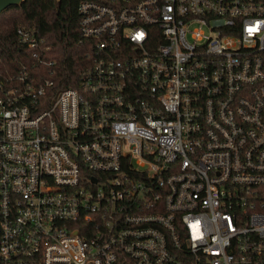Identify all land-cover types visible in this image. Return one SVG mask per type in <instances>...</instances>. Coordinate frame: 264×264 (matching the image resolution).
Here are the masks:
<instances>
[{"label": "built area", "instance_id": "obj_1", "mask_svg": "<svg viewBox=\"0 0 264 264\" xmlns=\"http://www.w3.org/2000/svg\"><path fill=\"white\" fill-rule=\"evenodd\" d=\"M88 65L19 27L0 81V264H264V0H82Z\"/></svg>", "mask_w": 264, "mask_h": 264}, {"label": "trees", "instance_id": "obj_2", "mask_svg": "<svg viewBox=\"0 0 264 264\" xmlns=\"http://www.w3.org/2000/svg\"><path fill=\"white\" fill-rule=\"evenodd\" d=\"M82 0H25L0 16V81L18 73L22 65L32 66L29 51L19 43V27L33 29L51 47L57 62L54 94L74 86L80 71L88 65V49L78 45V6Z\"/></svg>", "mask_w": 264, "mask_h": 264}, {"label": "water", "instance_id": "obj_3", "mask_svg": "<svg viewBox=\"0 0 264 264\" xmlns=\"http://www.w3.org/2000/svg\"><path fill=\"white\" fill-rule=\"evenodd\" d=\"M25 0H0V16L11 8L21 7Z\"/></svg>", "mask_w": 264, "mask_h": 264}]
</instances>
